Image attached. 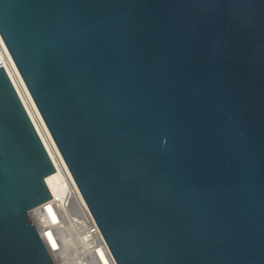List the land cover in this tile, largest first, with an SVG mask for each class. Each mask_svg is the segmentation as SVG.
Masks as SVG:
<instances>
[{
  "label": "water",
  "instance_id": "95a60500",
  "mask_svg": "<svg viewBox=\"0 0 264 264\" xmlns=\"http://www.w3.org/2000/svg\"><path fill=\"white\" fill-rule=\"evenodd\" d=\"M0 36L116 264H264V0H0ZM54 171L0 66V264H54Z\"/></svg>",
  "mask_w": 264,
  "mask_h": 264
},
{
  "label": "built area",
  "instance_id": "2783aa9c",
  "mask_svg": "<svg viewBox=\"0 0 264 264\" xmlns=\"http://www.w3.org/2000/svg\"><path fill=\"white\" fill-rule=\"evenodd\" d=\"M6 64L7 66L0 61V66L6 72L54 169L57 170L58 168L62 172L66 182L62 189V196L60 198L51 196L50 200L47 201L48 206L57 215L58 220L56 222L49 221L44 203L29 212L32 224L46 245L53 263H65L63 261L57 262L55 254L61 246L59 231L69 227L83 247V252L79 254L83 258L80 264H116L16 66L9 61ZM46 234L57 245L56 249L48 247L44 240Z\"/></svg>",
  "mask_w": 264,
  "mask_h": 264
},
{
  "label": "bare ground",
  "instance_id": "6f19581e",
  "mask_svg": "<svg viewBox=\"0 0 264 264\" xmlns=\"http://www.w3.org/2000/svg\"><path fill=\"white\" fill-rule=\"evenodd\" d=\"M0 61L7 66V62H12L14 64L1 36H0ZM15 65V64H14ZM45 183L50 191L53 198H60L62 196V189L66 183L62 172L57 168L52 174L48 175L45 178ZM46 206V214L50 222H56L58 220L57 215L54 210L50 208L46 203L43 204ZM59 238L61 246H59L58 252L55 254V260L63 261L64 264H80L83 260L79 256L80 252H83V247L80 245V242L76 238L75 233L69 227L59 231ZM44 240L50 249H56L57 245L53 242L51 237L46 234L44 235ZM66 260V261H64Z\"/></svg>",
  "mask_w": 264,
  "mask_h": 264
}]
</instances>
